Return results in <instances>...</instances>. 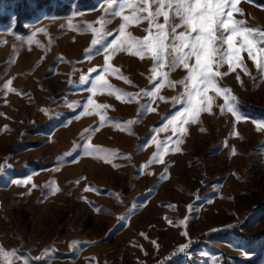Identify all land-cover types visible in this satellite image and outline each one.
<instances>
[{
	"label": "rangeland",
	"instance_id": "obj_1",
	"mask_svg": "<svg viewBox=\"0 0 264 264\" xmlns=\"http://www.w3.org/2000/svg\"><path fill=\"white\" fill-rule=\"evenodd\" d=\"M121 2L0 0V248L18 250L16 264H264V129L252 119L264 120V74L242 51V66L225 62L217 81L245 119L209 90L211 111L186 133L161 131L182 107L175 82L187 69L154 75L151 56L130 48L89 54L136 10ZM236 8L234 19L264 30V0ZM125 31L142 40L155 28L142 19ZM97 76L111 89L89 91Z\"/></svg>",
	"mask_w": 264,
	"mask_h": 264
},
{
	"label": "snow or ice",
	"instance_id": "obj_2",
	"mask_svg": "<svg viewBox=\"0 0 264 264\" xmlns=\"http://www.w3.org/2000/svg\"><path fill=\"white\" fill-rule=\"evenodd\" d=\"M140 2L145 6L136 7L132 4V0H124L120 3L121 10L126 6L135 7L136 10L131 16H123L124 23L120 25V34L115 39L95 50L90 49L89 54L108 53L109 49L125 51L130 48L134 50V54L141 57L151 56L154 60L152 68L154 75L157 74V69L164 67H168L172 71L179 67L187 69V76L175 82L183 85L184 92L178 93L173 99V103L182 105V107L170 117L164 118L167 120V124L160 129L161 131L167 130V127L171 125L173 135H176L177 132L181 135L186 133L187 130L183 128V125L197 123L200 113L211 111L213 98L207 95L209 90L215 91L217 95L225 94V105L221 109L222 112L226 108L237 120L245 119V115L239 111L236 97L231 95L230 89L226 86L221 87L217 81L218 77L225 75L218 70L225 62L229 63V71H234V66H242L240 56L242 51L247 52L248 56L256 63L258 71L264 74V30L248 26L245 21L233 18V11H240L236 8L238 0H140ZM153 6H155L154 10ZM145 12L147 15H140ZM113 15L119 16L120 12H114ZM161 16L164 18L163 24L157 22ZM142 19L147 20L150 28H155V32L145 36L142 40L126 34L125 30L129 22L138 23ZM177 20L179 23L176 22ZM100 23L103 28L111 21L102 19ZM178 28H183L184 31L177 34ZM93 31L98 35L100 33V30L97 29H93ZM170 35L171 39H169ZM237 38L240 41L239 46L235 44ZM177 41H179L178 44ZM92 44L94 46L101 44V39H94ZM110 58L109 55H105L104 72L109 71L108 61ZM192 58H195V63L190 65L189 61ZM111 71L118 74V69H111ZM245 71L247 72L246 68ZM162 75L165 80H168V73ZM169 84L174 86L171 81ZM4 87L8 91H15V89L8 88V85ZM97 87L111 89V85L103 76L96 77V81L89 91L94 92ZM149 94L155 95L145 92V95ZM87 105H94L97 109L106 107V105L94 104L90 97L87 100ZM85 111H87L86 106ZM252 119L258 128L264 129V120L257 122L256 118ZM179 142L180 140L177 139V143ZM157 146L159 148V143ZM139 147L142 149L143 145ZM233 154H235V150H233ZM158 158V155L154 154L149 163H155ZM4 167V165H0V178L7 175L4 172ZM9 182L21 184L29 181L17 179ZM97 210L99 211V209ZM120 219L124 220L126 217ZM184 234L187 235V233ZM75 243L73 242L74 245ZM188 248L189 244H184L178 251L186 252ZM19 259L18 250L5 251L0 248V264H16ZM24 264H29L27 258H24Z\"/></svg>",
	"mask_w": 264,
	"mask_h": 264
},
{
	"label": "built area",
	"instance_id": "obj_3",
	"mask_svg": "<svg viewBox=\"0 0 264 264\" xmlns=\"http://www.w3.org/2000/svg\"><path fill=\"white\" fill-rule=\"evenodd\" d=\"M82 77H83V75H82L81 72H76L75 75H74V78H75V80L77 82H81L82 81V79H81Z\"/></svg>",
	"mask_w": 264,
	"mask_h": 264
}]
</instances>
